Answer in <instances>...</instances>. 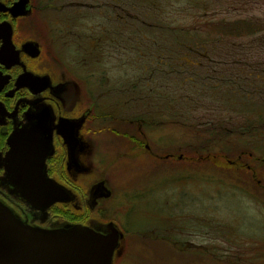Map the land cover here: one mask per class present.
Wrapping results in <instances>:
<instances>
[{
	"label": "rangeland",
	"instance_id": "obj_1",
	"mask_svg": "<svg viewBox=\"0 0 264 264\" xmlns=\"http://www.w3.org/2000/svg\"><path fill=\"white\" fill-rule=\"evenodd\" d=\"M43 3L94 72L96 107L94 168L50 220L113 222L111 264H264V0ZM111 114L147 116L150 150ZM98 179L110 193L90 208Z\"/></svg>",
	"mask_w": 264,
	"mask_h": 264
},
{
	"label": "flooded vegetation",
	"instance_id": "obj_2",
	"mask_svg": "<svg viewBox=\"0 0 264 264\" xmlns=\"http://www.w3.org/2000/svg\"><path fill=\"white\" fill-rule=\"evenodd\" d=\"M19 1L0 0V200L29 224L55 227L68 223L60 222L59 219L50 220L47 211L51 205L44 210L31 208L16 194L10 193V187L1 180L6 172L5 158L10 149L9 140L16 131L38 132V129L31 128L39 123L36 116L41 110L49 111L50 146L45 157V171L48 177L71 195L70 200L55 203L77 204L76 179L78 175L92 172L94 168V72L86 69L85 64H80L85 56L76 53L75 46L70 44L75 36H71V28L65 29L68 33L64 35L63 24L56 27L48 22L47 7L43 0H25L24 7L14 8ZM68 36L69 42L66 39ZM81 79L88 82L86 90L81 87ZM146 117L123 119V116L111 114L108 121H113L114 127L111 130L116 135L131 133L134 142L140 143L143 150L147 151L150 146L143 129L148 121ZM65 119L72 123L77 139L75 161H71L68 143L61 134V131L67 129L58 127L59 122ZM156 123L155 119L154 124H151ZM65 174L68 177L64 178ZM100 181H104L105 185L104 179H98L88 186V191ZM101 198L96 197L90 203V208L96 206ZM77 223L92 227L101 225L97 221L91 223L82 219Z\"/></svg>",
	"mask_w": 264,
	"mask_h": 264
},
{
	"label": "water",
	"instance_id": "obj_3",
	"mask_svg": "<svg viewBox=\"0 0 264 264\" xmlns=\"http://www.w3.org/2000/svg\"><path fill=\"white\" fill-rule=\"evenodd\" d=\"M25 0L14 8L24 7ZM23 10H21L22 12ZM49 111L41 110L39 120L31 128L38 132L16 131L9 140L6 172L1 180L31 208L44 210L59 201H68L70 193L53 181L45 171V157L49 153ZM59 128L69 146V157L75 161L77 139L70 121H60ZM38 136L34 138L25 137ZM90 203L96 197H107L104 181L90 188ZM120 230L113 222L106 225L63 224L42 227L21 219L0 200V264H111L118 245Z\"/></svg>",
	"mask_w": 264,
	"mask_h": 264
},
{
	"label": "trees",
	"instance_id": "obj_4",
	"mask_svg": "<svg viewBox=\"0 0 264 264\" xmlns=\"http://www.w3.org/2000/svg\"><path fill=\"white\" fill-rule=\"evenodd\" d=\"M223 21V20H222ZM247 21V20H246ZM224 22H226V21H224ZM245 22V21H244ZM233 23H234V21H233ZM232 22H229V24H231L230 25V27L229 28H226V30H225V28H223L225 31H229V32H232V33H236V34H238L240 31H243V30H245L246 32H249V31H253V28H250V27H235L236 25V23L235 24H233ZM245 23H247V22H245ZM195 149H197V150H202L203 148H205L203 145H202V143L201 144H196V146H193ZM192 152V151H191ZM194 152V151H193ZM201 154H202V152H201ZM237 167H238V165H237ZM59 226H61V225H59Z\"/></svg>",
	"mask_w": 264,
	"mask_h": 264
}]
</instances>
